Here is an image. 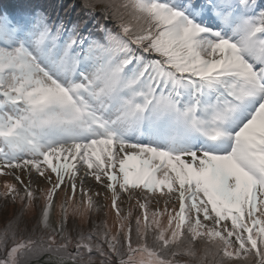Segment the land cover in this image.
<instances>
[{"label":"snow or ice","instance_id":"1","mask_svg":"<svg viewBox=\"0 0 264 264\" xmlns=\"http://www.w3.org/2000/svg\"><path fill=\"white\" fill-rule=\"evenodd\" d=\"M99 2L115 21L99 36L0 13V176L23 192L5 182L0 197L45 233L6 220L0 264H264V0ZM89 179L111 193L117 230L73 240L69 216L100 211ZM122 196L142 214L134 229Z\"/></svg>","mask_w":264,"mask_h":264},{"label":"rangeland","instance_id":"2","mask_svg":"<svg viewBox=\"0 0 264 264\" xmlns=\"http://www.w3.org/2000/svg\"><path fill=\"white\" fill-rule=\"evenodd\" d=\"M43 1L47 2L50 5L54 4V0H43ZM87 1L90 2L89 0H87ZM97 1L99 2V0H97ZM110 2H112L114 4H119L122 2V0H110ZM56 3H58V6H60V5L65 6V4L67 3V6L72 5V7H73V4H74L76 6H79V9H81L80 7L85 8V9L87 8L86 5L84 4L83 0H60V1H56ZM74 10H76V8H74ZM82 12L83 11L81 9V13ZM93 13L99 14L101 12H93ZM111 21H113V20H111ZM20 175H21V179L26 184L28 182V175L26 173H21ZM33 180H34V183H33L32 187L34 190L37 187H39L41 189L46 187L45 183L40 178L36 177L35 173H33ZM5 182L16 184L17 188L21 189V194H23L22 185H20L12 176H0V192L4 191L3 185ZM86 187H90L93 192H100L101 193V195L97 198L100 211L97 213L91 214V216L85 220H82L79 217H75V216H71V215L69 216L66 234L69 235L71 238H73V240H75L79 237V235L81 233H78V231L83 230V228L85 226H90V227L93 226L94 228H98V227H100V225L102 223H103V225L105 223H107V225L112 229L113 233H115L117 230V222H116L117 218H116L114 210H112L110 207L111 193H108L101 185L96 184L91 179L86 181ZM68 195H71L70 190L68 192ZM0 199L2 200L3 198L0 197ZM65 199H66L65 193L63 191H61L59 194V198L57 200V204H59L60 202H63ZM148 199H149V209L150 210H156V208H157L156 201H157V199H159L160 203H159L158 207L162 211L164 208V200L167 199V197H161V196H159V194H157L156 196H150ZM77 202H79V192L77 193ZM0 204H2L0 207V228H2L1 226H3V221L5 222L8 219L14 218V216L16 214H18V216L22 215V213L20 211L21 206H20L19 200L17 201L16 204H13L10 199L7 202H5V200L3 199V201ZM121 207H122L123 213L125 215H127V213L129 211H132L133 216L131 219V224H132V227L134 229L135 228V217H136V215L141 214L140 209L136 205L135 196H133L131 201H129L126 197L122 196ZM23 215L26 218L25 221H27L30 225H32L34 222H37L35 215L31 211L27 212V213H23ZM59 219H60V213H59V208L57 207L55 214H53L50 217V227H55V225ZM141 222L143 223L142 214H141ZM165 222H166V220H165ZM76 227L78 228V231L76 230ZM73 232L74 233L76 232V234H74ZM85 235H87V234H85ZM133 240H135V232H133ZM149 243H151V240H149ZM72 247L73 246L70 245L68 251H72ZM198 247L202 248L203 246L198 245ZM63 254L66 255L67 253H63ZM93 259L95 260L96 257H93ZM177 259L180 261V264H195L194 261H191L186 256H180V257H177Z\"/></svg>","mask_w":264,"mask_h":264},{"label":"trees","instance_id":"3","mask_svg":"<svg viewBox=\"0 0 264 264\" xmlns=\"http://www.w3.org/2000/svg\"><path fill=\"white\" fill-rule=\"evenodd\" d=\"M56 1L60 0H54V4L50 5L47 2L43 0H0V13H19L22 11H31V10H42L46 12L53 21L55 22H64L67 26L71 27L74 24H78L81 28V31L84 35L91 34L92 36H99L100 33L98 31V27L100 25H105L109 28L113 27L115 21H111L110 19L105 18V13L101 10L102 4L99 3L97 0H83L84 4H96V9L93 11L91 8L87 7L79 9V6H76L73 4V7L67 6V3L64 5L58 6V3ZM72 7V8H71ZM93 12H101L99 14H94ZM3 201V199H0V203ZM2 204H0L1 207ZM15 217H20L21 219V228H23L25 225L27 226L28 232L23 233V235L27 236L32 232L33 229H36L35 235L39 236L45 233H42L40 228L37 226V222H34L32 225H30L24 217L23 213L22 215L18 216L16 214ZM4 225V221H3ZM3 227V226H1ZM76 230L78 231V228L76 227ZM94 231H103V223L98 228H94L93 226H85L83 230H79L78 233L88 234L89 232ZM74 233V232H73ZM76 234V232L74 233ZM55 255L58 257L59 254L55 252L51 253H40L32 258V262L41 260L46 255ZM65 255V254H64ZM67 255V254H66ZM65 255V256H66ZM31 262V263H32Z\"/></svg>","mask_w":264,"mask_h":264},{"label":"bare ground","instance_id":"4","mask_svg":"<svg viewBox=\"0 0 264 264\" xmlns=\"http://www.w3.org/2000/svg\"><path fill=\"white\" fill-rule=\"evenodd\" d=\"M56 260H58V257H52L47 255L43 258V261L38 260L37 262L31 264H50V261H56Z\"/></svg>","mask_w":264,"mask_h":264},{"label":"water","instance_id":"5","mask_svg":"<svg viewBox=\"0 0 264 264\" xmlns=\"http://www.w3.org/2000/svg\"><path fill=\"white\" fill-rule=\"evenodd\" d=\"M41 261H43V259ZM68 264H71V262H69Z\"/></svg>","mask_w":264,"mask_h":264}]
</instances>
